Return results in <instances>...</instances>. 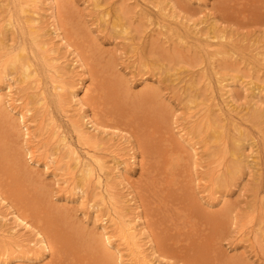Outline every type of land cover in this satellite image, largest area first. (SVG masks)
Wrapping results in <instances>:
<instances>
[{
  "label": "bare ground",
  "instance_id": "1",
  "mask_svg": "<svg viewBox=\"0 0 264 264\" xmlns=\"http://www.w3.org/2000/svg\"><path fill=\"white\" fill-rule=\"evenodd\" d=\"M4 1L6 13L0 15V209L5 208V211H0V264H164L162 258L168 256L177 258L183 264H220L223 260L220 255L221 238L232 219L230 204L222 199L223 209L210 215L195 208L199 204L193 191L194 175L199 165L197 144H201V150L204 148L208 158L217 155L219 159L221 154L226 153L229 143L233 147L239 145L241 135L247 129L245 122L253 125V120L258 118L257 113L253 109L251 113L237 111L230 84L216 77L214 83L208 80V84L213 93L212 100L216 101L217 96L221 100L208 106L209 110L190 128L193 136L176 125L171 126L170 131H161L163 125L158 118L148 120L146 131L149 138L141 141L137 149L134 146L128 148L133 152L138 151L139 157L134 152L123 160L119 153L113 154L110 160L112 164L108 165L101 153L107 147L99 135L107 133L118 136L121 127L129 125V120L124 117L122 110L111 103L110 91L104 80L97 87H91L82 80V75L90 72L89 51L92 47L91 43L88 44L90 47L82 45L85 43V38L82 39L85 34L78 37L84 31L76 24L72 27L74 18L66 17L71 8L69 4L72 3L68 0H14V8H11L8 0ZM228 3L223 12L224 18L237 22L264 23V0H229ZM93 7L97 23H108L118 36L130 41L129 25L122 20L125 11H128L127 5L119 7L113 14L109 7L100 6L99 0H94ZM158 10L186 27L187 21L170 13V7H166V4L159 5ZM167 26L162 25L161 30L167 33ZM8 30L14 33L15 46H9L4 41V32ZM224 34L221 32L214 36L224 39ZM177 39L186 43L180 36ZM198 43L206 51L211 66H214L219 55L230 56L232 51L239 48L233 38L226 48L220 41L211 43L205 40ZM257 49L258 53H264V50L260 51L261 47ZM260 58L264 66V56ZM66 67L77 73H69ZM93 68L99 70L97 66ZM91 79L94 81L90 77L89 83ZM44 84H49L48 89ZM188 101H193L189 109L202 108L195 97L190 96ZM50 102L64 112L69 122L67 129L50 111ZM213 106H217L221 112L212 117ZM136 127L140 132L138 124ZM12 131L24 141V159L22 156L15 157ZM41 132L46 134V141L51 143L44 149ZM195 133L198 137L194 142ZM75 141L81 146L85 145L83 151L74 144ZM212 146L215 150L221 149L219 152L213 151ZM115 147L120 148L118 143ZM237 150L230 152L232 158L228 159H236L234 155L238 153ZM136 159L139 160L141 172L145 171L143 181L147 185L140 189L136 197L125 201L118 193V187L133 188L126 163L135 165ZM40 161L46 171L52 170L53 175L61 177L49 183L50 186L60 180L71 186V189L78 190L74 194L75 198L86 196L90 187L97 191V200L92 202V198L87 199L94 213L93 228L84 238L78 240L79 234L74 237L73 231L67 229L68 226L64 227L58 213L44 212L39 202L28 195L29 189L23 185L21 175L25 168L32 174L33 170L26 165L34 167ZM210 162L214 163L212 160ZM219 165L218 162L215 167ZM222 173L226 171L221 168ZM41 184L48 186L46 183ZM223 196L225 194L221 193L220 198ZM61 198L64 204L54 205L53 208L61 213L71 210L72 207L68 206L72 202L71 196L65 194ZM139 198L142 205H139ZM132 203H135L137 210L133 209ZM172 206L174 213L169 211ZM102 207L105 208L104 212L99 213ZM146 209L147 214H143ZM255 214L254 209L248 215L249 222L256 218L258 224L262 225V217L260 219ZM254 230H259V237L264 235L262 226ZM140 234H145L147 241H143ZM153 238H158L157 244L153 243ZM146 248H149L151 255ZM233 260L235 262L230 260L233 264L241 262L239 259ZM241 263L245 262L242 260Z\"/></svg>",
  "mask_w": 264,
  "mask_h": 264
},
{
  "label": "rangeland",
  "instance_id": "2",
  "mask_svg": "<svg viewBox=\"0 0 264 264\" xmlns=\"http://www.w3.org/2000/svg\"><path fill=\"white\" fill-rule=\"evenodd\" d=\"M68 1L75 5L69 4L71 7L67 13L69 15L66 16L65 12L64 15L67 18L68 16L74 18L72 27L76 24L81 27H79L81 31H84L78 37L79 39L85 34L82 37V39L85 38V43L82 45L86 47L91 45L92 47L89 51L91 63L88 64V71L90 68V72L88 75L86 73L82 75L83 82L88 83L91 87H97L101 83L100 81L104 80L103 82L110 91L111 103L122 110L124 117L129 120V125L122 126V131L118 136L99 133V137L107 147L101 153L109 163L108 165L112 164V161L110 162L111 155L119 153L122 159L126 160L130 153L134 154L135 152L129 150V147L138 148L141 141L149 138L146 131L149 125L148 120L158 118L163 125L161 131H170L171 126L176 125L178 129H182L186 134L190 133L193 136L190 128L196 124L204 112L209 110L208 106L221 100L219 96L216 97V101L212 100L213 93L208 84V80L214 83L216 77H220L230 84V91L234 96L237 111L251 113L253 109L257 113L256 121L250 117L254 122L253 125L245 122L247 129L242 133V139L239 140L238 146L240 148L238 146L233 147L229 143L226 153L224 155L219 153L222 156L219 159H217V155L216 157L212 155L209 159L204 148L201 150V144H197L199 165L194 175L193 191L196 199L199 200V204H196L195 208L206 215L221 211L223 209L222 199L230 204L231 210L229 209V212L232 219L228 222L221 238L222 250L220 255L223 260L220 261V264H233L230 261H234L233 259H239L241 262L243 260L245 262L243 264H264V246H260L264 245V241L260 239L263 238L264 240V235L261 234L259 237V230H256L257 232L254 230L259 226L264 229V223L258 224L259 220L256 218L252 219L253 223L249 222L251 220L248 216L255 209V215L258 218L260 216V219L262 217L264 221V66L260 58L264 56V53H258L257 49L261 47L260 51L264 50V23L237 22L224 18L223 12L228 6L229 0H99L100 6L111 9V14L116 12L119 7L122 8L127 5L128 11H125L126 15L122 20L130 28V41L128 42L124 36L120 37L112 31L111 25L108 23H103L104 21L97 23L95 8L93 7L94 0ZM5 3L4 0H0V15L6 13L3 7ZM14 3V0H8L9 7L14 8ZM161 4L170 7V13L183 17L187 21L186 27L181 22L161 14L158 10ZM44 16L47 17L46 14ZM162 25L164 27L168 25L167 33L161 30ZM88 30H91V33ZM221 32L225 33L224 39L214 36ZM4 35L6 44L15 46L14 33L8 30L4 32ZM177 36L183 38L186 43L179 42ZM232 38L233 41L236 40L239 48L232 51L230 56L219 55L214 66H211L206 51L199 47L198 41L208 40L211 43L220 41L226 48ZM55 40L56 43L57 39L55 38ZM89 43L91 44L88 45ZM61 51L64 53V50L61 49ZM68 58H70L69 55ZM93 66H97L99 70L97 68L95 70ZM66 71L77 73L74 69L70 70L69 67H66ZM90 77L94 80L91 79V83H89ZM48 85H45L46 89H48ZM190 96L195 97L196 102H200V107L204 109L196 110L195 107L189 109V105L194 101H188ZM226 96L227 94L224 93V97ZM248 106L250 107L247 108ZM213 107L212 117L215 116V113L221 112L217 110V106ZM50 111L67 129L69 122L65 118L64 112L53 102H50ZM14 116V118L17 117L15 114ZM225 117L227 118V116ZM137 124L140 127V132L136 127ZM141 125L146 129H142ZM13 133L14 137L11 138L14 139L15 157L22 156L24 159L22 152L24 141L20 135L17 134V137L15 132ZM41 133L40 138L42 144L45 145V147L43 146L44 149L47 144L51 145V143L46 141V134ZM197 137L198 134L195 133L194 142ZM116 143H118L119 149H116ZM172 143H174L173 139ZM74 144L83 151L84 144V147L77 144L76 141ZM212 147L214 148H212L213 151L219 152L221 149L215 150V147ZM212 149L210 148V150ZM115 150L117 151L115 152ZM236 150L238 152L234 155L236 159H228L232 158L230 152ZM135 153H137L138 158L139 152ZM211 160L215 164L219 162V167L216 168L215 164L210 162ZM223 161H226L225 164ZM41 163L42 161L34 167L26 165L33 170V173H28L25 168L24 174L21 175L23 185H27L26 188L29 189L28 195L34 201L39 202L44 212L58 213V218L65 224L64 227L68 226L67 229L73 231L74 237L79 234L78 240L84 238L88 231L93 228L94 213L89 207L90 203L87 199L92 198V202L97 200V191L90 187L86 196L75 198L74 194H77L78 190L76 188L71 189V186L63 184L60 180L59 183H55L56 185L50 186L49 183L61 177L53 175L52 170L46 171V167ZM138 163V159H136L135 165L132 162L126 163L127 171L130 174V185L134 189L118 187V193L125 201H129L130 197H136L141 191L140 189L147 185L146 181H143L146 176L144 175L145 171L141 172ZM211 164L216 171L213 170ZM220 167L226 173L221 174ZM57 173L59 174V172ZM41 182L48 184V186H42ZM221 193L225 194L223 198H220ZM65 194L71 196L72 202H69L68 206H71L72 209H67L61 213L53 206L64 204L61 197ZM138 202L139 205L140 203L142 205L141 198L138 199ZM131 206L137 210L134 207L136 206L135 203H132ZM103 208L99 210V213L104 212L105 208ZM173 208L174 206L169 210L171 213H174ZM0 211H5V208H1ZM147 212V209L143 210V214H147ZM130 214H132L131 211ZM66 215L69 216L65 220ZM97 229L99 230L98 226ZM18 230L20 231L21 228ZM257 236L258 238H256ZM140 237L143 241H147L145 234H140ZM157 241L158 238H153V243L157 244ZM0 244L2 243L0 242ZM146 250L150 254L149 248ZM87 254L92 255V253ZM95 254L97 255V253ZM123 254L126 255L124 251ZM31 255L34 256L33 253ZM163 259L164 264H183L177 258L168 256ZM241 262L236 263L242 264Z\"/></svg>",
  "mask_w": 264,
  "mask_h": 264
}]
</instances>
